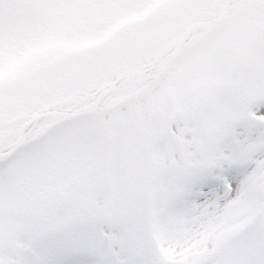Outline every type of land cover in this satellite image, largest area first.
<instances>
[{
    "label": "snow or ice",
    "instance_id": "1",
    "mask_svg": "<svg viewBox=\"0 0 264 264\" xmlns=\"http://www.w3.org/2000/svg\"><path fill=\"white\" fill-rule=\"evenodd\" d=\"M0 264H264V0H0Z\"/></svg>",
    "mask_w": 264,
    "mask_h": 264
}]
</instances>
